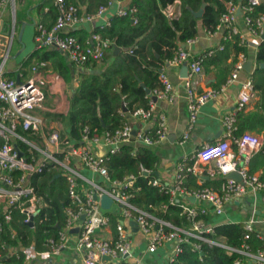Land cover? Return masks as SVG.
Returning a JSON list of instances; mask_svg holds the SVG:
<instances>
[{"label":"built area","instance_id":"1","mask_svg":"<svg viewBox=\"0 0 264 264\" xmlns=\"http://www.w3.org/2000/svg\"><path fill=\"white\" fill-rule=\"evenodd\" d=\"M6 1V0H4ZM118 0H106L100 4L95 12L82 13L79 6L67 0H52L57 10V18L51 28L42 24L38 27L36 40L39 48H56L61 50L68 59L78 67H83L89 62H100L113 49V41L103 37L98 32H92L85 42H81L75 35L65 34L64 30L87 21H92L101 16ZM262 0H247L240 4L231 0L227 3V10L220 18V23L214 31L207 30L209 34L223 31V41L239 38V45L247 46L248 36H261L264 34V12L253 14L255 8ZM180 0H175L164 9V14L175 19L181 15ZM239 10L241 11L239 13ZM138 8L131 5L127 8H119L118 16H128L134 23L139 21ZM242 19L247 27L243 32L237 25L238 19ZM110 25V22L109 24ZM192 39L188 40L191 41ZM225 43L209 49L198 56L191 54L183 46H179L174 57L168 61L172 66L188 64V75L183 77L188 90L189 127L180 139V144L185 145L190 138L200 110L211 99L217 98L224 87H208L199 90L202 81L204 60L206 56L214 54L217 50H223ZM9 53L0 57V232L4 223L14 219L19 213L25 224L33 220L47 206L43 195H39L31 183L34 174L41 173L45 169L56 170L63 174L68 184V195L73 201V206L66 207L67 219L65 226L61 228L59 238L48 239L50 249L38 252L35 245L18 247L25 255L21 264H48L46 260L54 254L64 250L69 242L71 231L79 228L76 234V248L82 252V260L79 264H142L146 254H153L164 245H169L167 263L177 262L179 254L183 251V244L191 242L195 237L204 240L210 245H218L242 254L234 264H264V249L252 251L251 246L244 242L241 249L228 246L224 238L218 240L206 237L207 233L214 232V226L205 223L203 216L208 213L222 215L226 207L236 203L249 195L261 193L264 202V179L257 173L250 171L252 158L258 153H264V133L258 134L249 131L240 133L238 114L245 110L248 104L256 97L252 77L246 79L241 86L233 111L222 119L224 133L214 143H206L196 148L192 154L184 156L175 169L174 183L165 184L156 177L150 182L160 191L170 196L169 202L179 205L183 213L192 222L190 229L174 225L171 221L160 218L154 212L139 207L133 202L137 188L138 178L150 176L154 173L152 168L141 165L137 172H131L122 178L112 179L107 170L106 162L110 157L120 151L122 146L133 140H138L147 145L158 144L167 139L169 124L164 114L158 116L157 127L154 131H148L137 127L134 122L127 121L115 131L92 132L89 127L83 130L82 140L75 145L67 135L57 129H52L46 136L44 146H38L30 138L19 133L22 128L25 131L39 134L44 129L43 118L36 110L44 107L46 93L44 83L40 75L33 76L26 81H18L5 75V64ZM247 55L244 52L238 54L234 63L228 83L238 79L239 74L245 69ZM48 66L47 61L35 64L32 69L39 73ZM162 88L151 91L149 106L139 107L130 115L136 119H149L155 110L154 97L174 100V86L168 76L162 71L160 75ZM127 117L126 110L120 111ZM20 139L33 153L38 156L32 160L27 159L26 153L19 147ZM105 148V153L96 150L97 147ZM20 151L23 155H20ZM76 163L92 170L102 177L101 182L94 181L84 176ZM237 173L240 179L230 176ZM193 175L200 183L197 189L185 187V180ZM221 176L223 178L219 188L204 185L205 177ZM96 195L98 198L96 199ZM108 195L113 199L112 205L118 206L116 235L114 238H105L100 235L103 228L111 223L110 216L101 205V197ZM190 199L205 202L206 205H193ZM164 209L168 204L163 205ZM85 219L82 220V216ZM132 221L137 223V230ZM245 240L255 232L256 220L254 217L245 222ZM29 225V224H28ZM34 226V225H33ZM140 232L145 242V250L140 256H135V233ZM16 236V232H12ZM5 249V243L2 244ZM9 253L4 256L0 251V264H6L3 259L14 255L16 250L8 246ZM193 250H201V243H193ZM125 255H128L125 257Z\"/></svg>","mask_w":264,"mask_h":264},{"label":"trees","instance_id":"2","mask_svg":"<svg viewBox=\"0 0 264 264\" xmlns=\"http://www.w3.org/2000/svg\"><path fill=\"white\" fill-rule=\"evenodd\" d=\"M72 2L71 0H67ZM106 0H101L104 3ZM175 0H133V5L138 8L139 21L134 23L128 16H114L110 25L97 28L94 32L113 41L112 52L103 61L105 64L100 72L84 70L87 65L92 68L98 62H89L87 65L77 69L68 57L56 48H39L25 62L26 66H33L42 61L50 63V68L62 76L70 85L72 93L70 97V108L67 115L48 112V116L61 118L70 123L69 131L63 130L62 137L66 134L75 145L82 140L83 130L87 126L92 132L115 131L122 127L128 118L122 116L121 110H126L130 115L139 107L149 106V96L146 88L153 91L162 88L160 79L162 69L171 60L182 43L196 38L199 34V21L207 30L214 31L220 23V18L227 10V3L231 0H180L181 15L178 18H168L163 9ZM244 4L247 0H234ZM99 4V5H100ZM98 5V6H99ZM203 9L201 17L196 12ZM264 12V0L255 8L253 14ZM57 18V16H56ZM71 34L75 35L74 32ZM85 42L84 39H80ZM234 42L236 51L248 55L246 46L239 45V38L229 40L223 50H217L214 54L206 56V61L217 58H228L229 44ZM120 51L114 54L115 47ZM235 61V60H234ZM233 61V62H234ZM257 67L252 73L255 89L261 96L257 109L249 112L244 110L238 114L240 133L244 131H262L264 129V40L260 43L256 55ZM73 64V69L70 68ZM228 69V66H226ZM21 135L28 138L39 139L38 135L19 129ZM19 147L26 153L27 159L32 160L38 156L37 150L31 153L28 146L17 140ZM263 153L257 154L260 157ZM255 160V158H253ZM160 160L158 155L148 147L135 148L126 143L119 152L112 155L106 162L107 170L112 179L122 178L124 175L137 172L141 165L152 168L154 173L150 176H141L137 181V190L133 202L141 208L151 210L156 216L171 221L174 225L190 229L192 222L183 213L179 205L170 204V196L159 190L150 183L155 177V171ZM253 162V161H252ZM251 171H255L251 167ZM59 174V176H58ZM264 178V174L262 176ZM31 183L39 195H43L47 201L41 212L35 218L34 226L25 224L19 213L14 219L4 223L0 232V251L6 256L9 252L8 246L16 250L14 255L4 257L6 264H21L25 255L18 247L35 245L38 252L50 249L48 239L59 238L61 228L65 226L67 219L66 207L73 206V201L68 195V184L65 176L56 170L45 169L41 173L31 177ZM206 186L211 185L206 179ZM185 187L197 189L200 185L195 176L190 175L185 180ZM168 204L164 209L163 205ZM113 225L117 224L118 215L106 210ZM207 221L209 214L203 216ZM16 236H12V232ZM244 222H222L214 225V232L207 233L206 237L214 240L224 238V242L236 249H241L247 242L252 251L257 252L264 249V241L255 233L245 240ZM200 242L201 250H193V243ZM5 243L6 248H2ZM238 251L229 250L218 245H210L204 240L195 237L191 242L183 244V251L179 254L177 262L171 264H234L241 257ZM46 263L50 264L47 259Z\"/></svg>","mask_w":264,"mask_h":264},{"label":"crops","instance_id":"3","mask_svg":"<svg viewBox=\"0 0 264 264\" xmlns=\"http://www.w3.org/2000/svg\"><path fill=\"white\" fill-rule=\"evenodd\" d=\"M71 1V3L79 6L84 14L95 12L99 7L98 5L101 3V0ZM131 5H133V0H118L101 16L96 17L92 21H87L70 29H66L64 33L68 34L74 32L79 40H86L97 28L102 29L108 26L112 18L117 15L119 8H127ZM176 6L179 7L180 5L178 4ZM56 16L57 10L52 4V0H0V57L9 53L8 60L5 64V75L18 81H26L33 76L40 75L46 81V85L44 83L43 87L45 86L44 90L48 98L45 100L44 107L36 110V113L44 120V129L41 133L37 134L39 139L30 138L34 140L38 146L45 145L46 136L50 130L57 129L62 134L63 130L69 131L70 129L68 120L64 122L61 118H53L47 115L48 112L63 115L68 114L72 93L70 85L62 76L52 71L49 62L48 66L39 73H34L32 69L34 65H25L26 60L39 49L36 40L39 25L42 24L46 28H51L56 21ZM23 23H26L24 29ZM237 25L243 32H247V27L241 18L238 19ZM14 28L15 31L13 30ZM198 28L199 34L196 38L180 45L189 50L194 56L202 55L209 49L217 47L220 43L226 44L228 42L223 41V31L209 34L203 27L201 21H199ZM11 30H13V33ZM262 40H264L263 35L248 36L249 44L246 46L248 49L246 65L250 64V70L246 68L242 70L238 79L233 82L228 83L227 81L231 76L234 63L240 53L236 51V46L233 41L229 44L227 51L229 54L228 58L219 57L215 60H211V62H205L199 90L208 87L221 88L222 86L224 90L217 98L211 99L202 106L198 119L193 129L190 131V138L185 145L180 144V139L189 127V100L187 86L184 78L181 76L183 66H172L167 64L162 69L173 83V101L161 97H156V100L154 98L155 110L152 113V117L146 120L136 119L129 114L127 115L128 121H132L137 127L144 128L148 131H154L157 127L158 116L161 113L167 118L169 133L167 139L161 143L147 145L138 140L129 142V144H132L135 148L143 146L148 147L158 155L160 162L155 171L158 180L165 184H173L176 164L184 156L190 155L196 148L206 143H214L222 137L224 133L222 119L226 114L235 109L242 83L249 77H252V73L257 67L256 55ZM104 64L105 62L102 60V62H98V65L94 68H92L91 65H87L83 69L100 72ZM75 66L77 69H80L77 65ZM226 66H228V69H226ZM260 100L261 96L257 93L256 97L248 104L244 111L249 112L257 109ZM249 132L262 134L264 133V129L259 132ZM67 135L68 134H66V136ZM96 150L100 153H105V148L101 146L97 147ZM255 156L253 157L255 160H253V158L251 160L250 171L251 167H254L255 171H253V173H257L263 178L264 155L260 157ZM76 168L80 169L84 176L97 182L102 181V177L99 174L94 173L82 164L76 163ZM206 179L210 180L211 183V185L208 186L213 188H219L223 180L221 176L213 178L206 176L205 180ZM197 183L200 185L198 181ZM244 199L246 201H242L239 204L234 203L228 205L226 207V212L222 215H216L212 212L208 213L209 219L204 221L206 224L214 226L222 222H245L247 219L254 217L256 220L254 233L264 241V202L262 195L261 193L252 194L243 198V200ZM189 203L196 206L206 205L205 202L195 199H190ZM118 209L117 205L116 208L112 205L109 210L115 213ZM76 234L77 232H72L70 234L68 245L64 250L59 254L50 256V264H79L81 262L82 252L76 248ZM100 235L105 238H114L116 235L115 225L111 222L108 227L101 230ZM143 241L142 234L136 231L135 256L142 255L141 253L145 250V242ZM168 252L169 245L167 244L160 247L158 251L153 254L144 255L142 264H166Z\"/></svg>","mask_w":264,"mask_h":264},{"label":"water","instance_id":"4","mask_svg":"<svg viewBox=\"0 0 264 264\" xmlns=\"http://www.w3.org/2000/svg\"><path fill=\"white\" fill-rule=\"evenodd\" d=\"M240 12H241V11L239 10V13H240ZM195 14H196V16H197L198 18L201 17L202 14H203V9L197 11ZM25 25H26V23H23V29H24ZM23 29H22V32H23ZM13 30L15 31V28H14ZM13 30H11L12 33H13ZM263 38H264V34H263ZM119 51H120V47H118V46L115 47V52H114V54H117ZM70 67L73 68V67H72V64H70ZM249 67H250V64L245 65V68H246L247 70H250ZM261 67H264V63L261 64ZM188 71H189L188 64H187V63H184V64H183V67H182L181 76H182V77L187 76V75H188ZM19 82H20V80H19ZM146 91H147V93H150V92H151V90H150L149 88H146ZM154 98H155V100H156V97H154ZM20 155H23V152H22V151H20ZM58 176H59V174H58ZM230 176H233V177H235V178H237V179H240V176H239V174H237V173H233V174H231ZM95 197H96V199H97V198H98V195H96ZM100 199H101V205H102V207H103L104 209H110V208H111L112 203H113V199H112L110 196H108V195H104V196L101 197ZM242 201H246V200H245V199H244V200H243V199H240V200H237L236 203L239 204V203H241ZM84 219H85V215L82 216V220H84ZM28 224H29L30 226H33V225H34L33 220H31ZM132 224L136 226L135 229L137 230V229H138V228H137V223H136L135 221H132ZM78 231H79V228H75V229H73L71 232H78ZM127 256H128V255H125V257H127Z\"/></svg>","mask_w":264,"mask_h":264},{"label":"rangeland","instance_id":"5","mask_svg":"<svg viewBox=\"0 0 264 264\" xmlns=\"http://www.w3.org/2000/svg\"><path fill=\"white\" fill-rule=\"evenodd\" d=\"M102 62V61H101ZM45 85H46V83H45ZM45 87V86H44ZM46 89V88H45ZM45 91V90H44ZM46 98H48V95L46 94ZM32 142L34 141V140H31ZM34 143H35V141H34ZM39 145H41V144H39ZM114 208H116V205L114 204Z\"/></svg>","mask_w":264,"mask_h":264}]
</instances>
